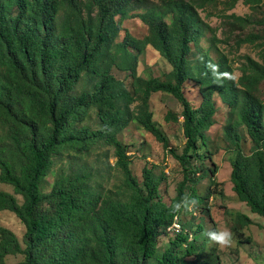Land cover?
Wrapping results in <instances>:
<instances>
[{
	"label": "trees",
	"instance_id": "trees-1",
	"mask_svg": "<svg viewBox=\"0 0 264 264\" xmlns=\"http://www.w3.org/2000/svg\"><path fill=\"white\" fill-rule=\"evenodd\" d=\"M218 1L0 0V125L5 127L0 182L14 190L0 188V214L10 211L25 226L24 247L13 231L0 226V264L17 255L23 256L22 264H187L189 257L199 259L197 238L181 223L182 231L170 234L174 238L163 253L159 240L185 213L183 206L175 212L174 205L185 197L200 205L189 185L191 162L205 158L200 143L208 145L207 133L215 124V95L236 116L226 126V140L236 150L230 161L232 189L264 219V34L236 41L237 47L261 41L262 49L261 62L242 56L238 79L225 56L204 52L191 59L193 46L210 29L198 8ZM240 1L250 9L264 5V0H229L227 9ZM133 17L145 24L146 33L136 37L124 30L118 39L121 22ZM221 20L242 28L253 23L251 16L235 13L222 14ZM258 24L264 27V17ZM148 46L172 67L164 78L137 75L139 56ZM112 67L127 73L131 90L112 74ZM85 73L96 77L93 89L74 94ZM189 81L199 86L198 108L184 94ZM156 93L173 96L183 107L180 116H165L166 122L183 118L186 143L181 154L153 119L150 100ZM91 110L99 122L96 129L83 123ZM131 123L154 136L183 169L169 204L161 195L165 173L157 175L154 166L146 165L140 182L132 172L131 157L118 139ZM239 125L253 143L250 154L241 149ZM98 145L113 149L114 166L123 176L119 189L105 191L96 185L85 164L61 170L46 189L56 157L81 160ZM213 167L212 176L218 172ZM234 219L235 232L254 224L240 212Z\"/></svg>",
	"mask_w": 264,
	"mask_h": 264
},
{
	"label": "rangeland",
	"instance_id": "rangeland-1",
	"mask_svg": "<svg viewBox=\"0 0 264 264\" xmlns=\"http://www.w3.org/2000/svg\"><path fill=\"white\" fill-rule=\"evenodd\" d=\"M197 5V4H196ZM229 0H219L216 4L206 6L202 9L199 7V13L207 26L204 37L199 42L198 47L193 46L192 60L199 58L201 53L209 52L213 58L225 56L229 64L234 68L236 79L241 76L239 68L243 62L242 56H250L261 62V48L257 44H243L237 47L236 41L239 38H245L249 34H264V27L258 24V21L264 17V5L255 9H250L242 1L238 2L236 7L229 11ZM235 13L238 16H251L253 23L248 27H234L228 23H222V14ZM208 14V16H207ZM123 30L119 33L120 39L124 30L130 32L133 36L141 37L146 33V26L137 17L128 18L121 22ZM137 75L148 77L164 78V74L172 70L170 64L163 60L151 47H147L139 56L137 64ZM112 74L123 79L129 90L130 77L126 72L111 68ZM96 77H91L89 73L83 74L73 91L79 94L82 91H91ZM184 94L195 108H198L202 101L199 86L193 82H187L184 85ZM260 96L264 99V83L260 86ZM216 115L215 124L208 131V145L204 147L200 143V154L205 158L194 159L191 162L192 171L190 176L196 190L197 196L200 197L199 204L195 203L193 207L197 212L186 211L180 217L181 224L192 232L197 238V247L202 254L199 259L189 257L187 264H212L209 260L212 256H218V261L214 264H264V219L259 215L252 213L250 208L238 200L233 191V184L230 179L231 160L236 155V150L226 140V126L229 122H234L236 116L231 115V109L226 105L220 96L215 95ZM150 107L153 112V119L164 131L170 141V146L179 154L183 152L186 139L184 137L182 122H166L165 116L173 113L181 115L182 105L171 95L156 93L150 100ZM85 125L91 129L98 128L99 122L96 117V111L91 110L84 120ZM7 128V127H6ZM237 132L241 136V149L245 154H250L253 150V143L247 134L243 125L237 126ZM5 133V127L0 125V136ZM118 139L125 146L127 155L131 157L130 167L133 174L142 182V170L148 165L154 166L157 175L165 173L166 180L161 185V195L166 203H170L176 196L178 184L183 180V169L171 155H166L163 145L159 143L154 136L146 132L143 128L137 127L131 123L119 135ZM85 164V168L93 173L95 184H100L105 191H116L123 185V176L118 168L114 166L115 158L113 149L105 145H98L95 151L81 160H72L66 155L55 158L53 173L47 177L46 189L50 190L58 173L61 170H67L71 165L74 168ZM216 164L218 172L212 176L209 169H213ZM0 188L14 192L12 186L0 182ZM190 188V187H189ZM190 193V190L188 189ZM20 203L23 202L20 196H17ZM248 215L253 220V225L238 231H234V218L236 213ZM0 226L13 231L23 247V237L25 226L18 217L10 211H4L0 214ZM228 229L232 233V244L228 247H219L210 242L207 232L211 230ZM168 237L172 234L167 233ZM171 234V235H170ZM163 236L159 240V252L163 253L169 246V239ZM171 240V239H170ZM181 249V256L185 251ZM23 256H9L5 264H22Z\"/></svg>",
	"mask_w": 264,
	"mask_h": 264
},
{
	"label": "clouds",
	"instance_id": "clouds-1",
	"mask_svg": "<svg viewBox=\"0 0 264 264\" xmlns=\"http://www.w3.org/2000/svg\"><path fill=\"white\" fill-rule=\"evenodd\" d=\"M195 203L194 199L190 200L185 197L180 203L174 205L173 210L179 212L183 206L186 211H191ZM207 237L210 242L222 248L232 244V233L226 228L223 230H211L207 232Z\"/></svg>",
	"mask_w": 264,
	"mask_h": 264
},
{
	"label": "built area",
	"instance_id": "built-area-1",
	"mask_svg": "<svg viewBox=\"0 0 264 264\" xmlns=\"http://www.w3.org/2000/svg\"><path fill=\"white\" fill-rule=\"evenodd\" d=\"M168 231L173 233V234H177V233H180L182 231V226H181L179 219L177 217L175 218V222L168 229Z\"/></svg>",
	"mask_w": 264,
	"mask_h": 264
},
{
	"label": "crops",
	"instance_id": "crops-1",
	"mask_svg": "<svg viewBox=\"0 0 264 264\" xmlns=\"http://www.w3.org/2000/svg\"><path fill=\"white\" fill-rule=\"evenodd\" d=\"M164 238H170V237L166 236V237H164ZM169 241H170V240H169ZM167 248H169V246H168ZM165 250H166V249H165Z\"/></svg>",
	"mask_w": 264,
	"mask_h": 264
}]
</instances>
